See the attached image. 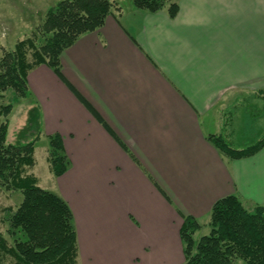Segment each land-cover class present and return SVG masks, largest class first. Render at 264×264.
<instances>
[{
  "label": "crops",
  "instance_id": "0c3cea01",
  "mask_svg": "<svg viewBox=\"0 0 264 264\" xmlns=\"http://www.w3.org/2000/svg\"><path fill=\"white\" fill-rule=\"evenodd\" d=\"M170 2L174 18L113 7L61 53L63 80L45 65L27 74L28 110L69 163L53 190L78 264H185L182 217L200 238L218 200L264 206V147L232 160L206 140L243 149L264 132V0Z\"/></svg>",
  "mask_w": 264,
  "mask_h": 264
},
{
  "label": "trees",
  "instance_id": "16d2710c",
  "mask_svg": "<svg viewBox=\"0 0 264 264\" xmlns=\"http://www.w3.org/2000/svg\"><path fill=\"white\" fill-rule=\"evenodd\" d=\"M140 11L155 13L166 9L170 18L177 14V5L170 0H131ZM114 3L108 0H63L49 8L39 32L16 43L12 51L0 58V98L11 91L14 100L29 99L27 74L45 65L59 79L61 53L85 33L99 30L111 14ZM37 41L39 43H37ZM31 52V61L27 59ZM67 84V83H66ZM78 100L103 126L105 124L89 104L68 85ZM264 100V94L261 95ZM12 104L0 106V188L19 192L21 202L6 209L9 243L0 235V264L8 256L13 264H78L73 215L67 203L57 194L39 187L38 179L30 173L35 165L32 141L12 144L7 141L8 116ZM47 163L51 174L65 173L68 160L58 135L47 137ZM206 140L232 160L248 158L264 147V132L253 144L233 148L221 135H208ZM179 230L185 264H233L240 259L245 264H264V206L247 208L237 196H227L212 207L209 232L195 241L200 225L190 217H182Z\"/></svg>",
  "mask_w": 264,
  "mask_h": 264
},
{
  "label": "rangeland",
  "instance_id": "374dc122",
  "mask_svg": "<svg viewBox=\"0 0 264 264\" xmlns=\"http://www.w3.org/2000/svg\"><path fill=\"white\" fill-rule=\"evenodd\" d=\"M59 1L63 0H0V58L4 52L12 51L16 43L32 38L33 33L39 32L46 11ZM108 1L114 3V7L119 6L122 9H127L132 4L131 0ZM39 42L37 41V43ZM27 59L29 62L31 61L30 51ZM3 95L0 98V106L13 105V109L7 118L9 123L7 141L12 144H21L37 138L34 148L35 165L30 169V173L38 179L40 188L55 193L53 190L55 178L50 173L46 161L48 139L40 133L37 110H28L31 105L29 99L13 102L14 96L11 91H7ZM1 121H3L2 117L0 118ZM21 199L22 196L19 192H9L0 188V235L9 243L12 242V239L7 234L6 209L14 210ZM199 236V233L195 234V239ZM13 263L14 261L10 257L3 258L2 264ZM233 264L245 263L237 259L234 260Z\"/></svg>",
  "mask_w": 264,
  "mask_h": 264
}]
</instances>
